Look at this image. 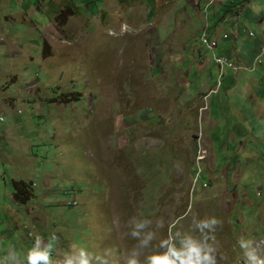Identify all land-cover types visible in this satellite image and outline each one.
<instances>
[{"label": "rangeland", "instance_id": "obj_1", "mask_svg": "<svg viewBox=\"0 0 264 264\" xmlns=\"http://www.w3.org/2000/svg\"><path fill=\"white\" fill-rule=\"evenodd\" d=\"M208 1L0 0V258L148 264L186 235L215 264L264 258V0ZM214 28L236 39L208 51Z\"/></svg>", "mask_w": 264, "mask_h": 264}, {"label": "clouds", "instance_id": "obj_2", "mask_svg": "<svg viewBox=\"0 0 264 264\" xmlns=\"http://www.w3.org/2000/svg\"><path fill=\"white\" fill-rule=\"evenodd\" d=\"M208 4V3H207ZM218 223V220L213 216L208 220H201L196 227L198 229L208 228L212 224ZM138 228L143 225H137ZM136 235V233H133ZM176 236L179 233L175 234ZM147 239V238H146ZM250 241H241V248H248ZM38 240L34 241L33 247L27 249L22 254L23 264H49V257L46 251H36ZM179 245V247H177ZM161 247H166V251L161 254H153L147 257L148 264H215V258L209 255L213 251L211 247H202L195 240L186 235L182 240L163 239L160 242ZM250 264H264V258L256 255V249H252L246 253ZM0 264H18V258L15 255L0 258ZM63 264H72L71 260H65ZM78 264H88L84 252L80 251V259ZM127 264H137L136 260L128 259Z\"/></svg>", "mask_w": 264, "mask_h": 264}, {"label": "crops", "instance_id": "obj_3", "mask_svg": "<svg viewBox=\"0 0 264 264\" xmlns=\"http://www.w3.org/2000/svg\"><path fill=\"white\" fill-rule=\"evenodd\" d=\"M229 1H233V0H229ZM208 3V2H207ZM216 4V3H215ZM207 5V4H206ZM217 5H219L220 7H225V8H227V13L229 14V15H231V16H233V19L235 18V19H238V13L237 12H234V8L232 7L233 5H232V3L230 2V3H227V2H218L217 3ZM196 6H198V5H196ZM196 6H194L193 5V8L194 9H196L197 7ZM211 6V5H210ZM261 24V22L259 21L258 23H257V25L259 26ZM223 33V31L221 32V30H219L218 28H214L213 30H212V34H211V36H210V38L211 39H213L216 43H217V46H216V48L215 49H217L219 46H220V44H219V42L216 40L217 38H221V34ZM236 34H237V32L234 34V33H231V32H228V33H224V34H222V38L223 39H225V40H227V39H229L230 38V36H233L234 37V39H236ZM255 44V49H258L259 51H260V48L261 47H263V46H261V45H263L264 44V34L263 35H261L259 38H258V40L254 43ZM257 57V56H256ZM230 59V58H229ZM236 62L237 63H239L237 60H236ZM200 65H203V64H200ZM200 68H202V67H200ZM204 108V107H203ZM203 108H200V112H202V115H203V112L205 111V109L203 110ZM62 112V111H61ZM73 113H72V116L71 117H75L76 116V110H73L72 111ZM65 116V115H64ZM66 118H67V121L69 122V123H77V124H79L80 123V125L81 124H84V120L86 119L85 117H84V115L82 116V118L80 119V118H78V119H75V118H71V117H69V115H67V116H65ZM203 117H205V118H207V115L205 114V115H203ZM191 139L194 141V144L195 145H197V143H201V142H203V137L201 136L200 137V135H197V136H193V137H191ZM137 150H142V148H138ZM84 153V155L85 156H87V157H89V158H92V157H94V154H95V151H94V149H92V148H87V150L86 151H84L83 152ZM60 155V154H59ZM63 156V155H62Z\"/></svg>", "mask_w": 264, "mask_h": 264}, {"label": "built area", "instance_id": "obj_4", "mask_svg": "<svg viewBox=\"0 0 264 264\" xmlns=\"http://www.w3.org/2000/svg\"><path fill=\"white\" fill-rule=\"evenodd\" d=\"M214 0H209L208 1V5H211L213 3ZM249 37H253V34L249 33ZM200 44L205 47L208 51H212L216 48L217 43L211 39L206 37L204 34L200 37L199 39ZM264 54V47L260 48L259 51V55L256 57V63L259 62V58L260 56ZM213 62L214 64L219 68L220 70V77H222V70L224 69V67H227L229 69L234 70L235 72L238 71V68L236 66H234V64L231 63L230 59L224 56H220V57H213ZM205 154V151H199L196 157V162H200L201 160H203V156Z\"/></svg>", "mask_w": 264, "mask_h": 264}, {"label": "trees", "instance_id": "obj_5", "mask_svg": "<svg viewBox=\"0 0 264 264\" xmlns=\"http://www.w3.org/2000/svg\"><path fill=\"white\" fill-rule=\"evenodd\" d=\"M14 189L13 199L16 202L26 203L33 195L30 191L32 190L31 185L26 186L23 182L16 183Z\"/></svg>", "mask_w": 264, "mask_h": 264}]
</instances>
